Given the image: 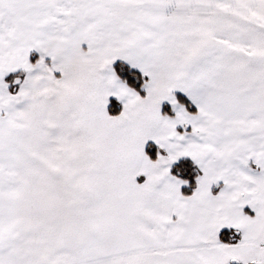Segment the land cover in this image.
<instances>
[{
  "label": "snow or ice",
  "instance_id": "obj_1",
  "mask_svg": "<svg viewBox=\"0 0 264 264\" xmlns=\"http://www.w3.org/2000/svg\"><path fill=\"white\" fill-rule=\"evenodd\" d=\"M0 264H264V0H0Z\"/></svg>",
  "mask_w": 264,
  "mask_h": 264
},
{
  "label": "trees",
  "instance_id": "obj_2",
  "mask_svg": "<svg viewBox=\"0 0 264 264\" xmlns=\"http://www.w3.org/2000/svg\"><path fill=\"white\" fill-rule=\"evenodd\" d=\"M31 60L34 61L35 60V54L33 53L31 56ZM113 67L117 70L118 74L120 75V77L122 79H126L129 80L130 82H132L133 80H135L136 86H137V90L139 89V84L142 83V80L139 79L140 74L138 72V70L136 69H131L125 62L122 61H117ZM130 73H135V77L130 76ZM15 76H17V73L14 74H9L5 79L8 81H11ZM17 87V86H15ZM10 91H14V88H10ZM141 94H143V92L141 91ZM178 99H180L182 102H184L186 105L189 106V110L190 111H195V106L191 104V101H189L187 99L186 96H184L183 93L177 92L176 93ZM110 101L115 102L114 98H110ZM162 111L168 113L169 115H174L173 112L171 111V107L168 103H164L162 105ZM109 112L112 115H116L117 112L113 111L112 109V105H109ZM149 145H152L150 148H147L146 151L148 152V154L150 155V157L152 159H155V153H156V146L152 143L149 142ZM178 168H182L184 169V178H189L191 181V184L194 186V176L197 173V169L196 166L193 164V162L190 160V158H182L176 165L173 166V174L176 173ZM182 191L185 194H190L191 193V188L190 187H182ZM229 230L225 229L222 230L221 233V238L227 242V236L225 235ZM234 231V230H233Z\"/></svg>",
  "mask_w": 264,
  "mask_h": 264
},
{
  "label": "rangeland",
  "instance_id": "obj_3",
  "mask_svg": "<svg viewBox=\"0 0 264 264\" xmlns=\"http://www.w3.org/2000/svg\"><path fill=\"white\" fill-rule=\"evenodd\" d=\"M34 54H35V59L38 58V53H34ZM30 59H31V57H30ZM32 62H35V60L32 61ZM17 75H20V76H21V79L23 78V76H22L21 73H17ZM57 75H59V74H57ZM17 87H18V86H17ZM169 105H170V104H169ZM194 106H195V105H194ZM170 107H171V105H170ZM173 114H174V113H173ZM181 131H182V129H181ZM140 179H141V182H142V181H144L145 178H144V177H140ZM138 182H139V181H138ZM246 211H250V210H247V209H246Z\"/></svg>",
  "mask_w": 264,
  "mask_h": 264
},
{
  "label": "crops",
  "instance_id": "obj_4",
  "mask_svg": "<svg viewBox=\"0 0 264 264\" xmlns=\"http://www.w3.org/2000/svg\"><path fill=\"white\" fill-rule=\"evenodd\" d=\"M17 88H18V87H17ZM114 99H115V98H114ZM164 103H167V102H164ZM149 142H151V141H149ZM152 143H153V142H152ZM137 180H138L139 182H141L140 177H138ZM142 182H143V181H142ZM142 182H141V183H142ZM237 238H238V237H237Z\"/></svg>",
  "mask_w": 264,
  "mask_h": 264
}]
</instances>
